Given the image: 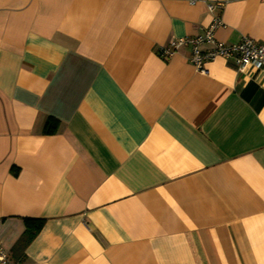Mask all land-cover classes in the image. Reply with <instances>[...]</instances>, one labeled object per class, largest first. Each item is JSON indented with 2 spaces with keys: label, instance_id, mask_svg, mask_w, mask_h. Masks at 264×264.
Here are the masks:
<instances>
[{
  "label": "crops",
  "instance_id": "0c3cea01",
  "mask_svg": "<svg viewBox=\"0 0 264 264\" xmlns=\"http://www.w3.org/2000/svg\"><path fill=\"white\" fill-rule=\"evenodd\" d=\"M0 0V245L18 264H264V0ZM49 117L60 122L43 133ZM27 219L44 226L18 247Z\"/></svg>",
  "mask_w": 264,
  "mask_h": 264
},
{
  "label": "built area",
  "instance_id": "2783aa9c",
  "mask_svg": "<svg viewBox=\"0 0 264 264\" xmlns=\"http://www.w3.org/2000/svg\"><path fill=\"white\" fill-rule=\"evenodd\" d=\"M194 5L197 0H188ZM207 8L213 14L211 25L202 34L195 37L173 38L167 45L159 49L163 58H172L183 49H189L188 60L198 72L206 73L205 65L216 58H224L232 62L237 73L250 75L259 72L264 76V43H259L250 37H243L235 44H226L216 40L215 32L224 28L221 12L223 2H209ZM0 264H18L10 261L0 245Z\"/></svg>",
  "mask_w": 264,
  "mask_h": 264
},
{
  "label": "trees",
  "instance_id": "16d2710c",
  "mask_svg": "<svg viewBox=\"0 0 264 264\" xmlns=\"http://www.w3.org/2000/svg\"><path fill=\"white\" fill-rule=\"evenodd\" d=\"M60 122L57 119L49 117L45 123L43 133L45 135H54L58 132ZM45 221L41 219H27L26 220V230L22 238L19 240L17 246L25 247L27 246L41 231L44 226Z\"/></svg>",
  "mask_w": 264,
  "mask_h": 264
}]
</instances>
